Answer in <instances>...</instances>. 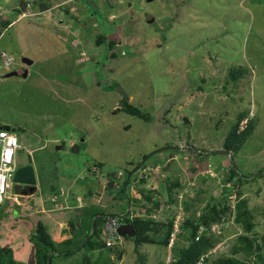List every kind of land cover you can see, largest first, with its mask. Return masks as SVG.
Instances as JSON below:
<instances>
[{"label":"rangeland","instance_id":"374dc122","mask_svg":"<svg viewBox=\"0 0 264 264\" xmlns=\"http://www.w3.org/2000/svg\"><path fill=\"white\" fill-rule=\"evenodd\" d=\"M22 1L27 0H0V21H14L15 7L24 9ZM41 2L52 3L53 12L41 15L35 7V16L23 17L0 41V55L16 60L10 72L22 70L23 59L35 61L27 78L23 71L7 77L0 59V126L18 133L19 164L35 167L38 182L33 199L26 195L21 205L0 207L6 261L37 264L43 242L31 237L42 222L56 246L52 264H174L190 246L194 225L216 206L218 211L226 207L207 234L217 244L198 264L231 259L264 264V176H255L264 168V0ZM242 115L247 117L239 132L250 124L253 131L231 151L232 158L226 145L234 139L228 136ZM168 155L178 159L154 173L157 161ZM94 162L109 171L101 176L111 180L108 191L117 186L113 177L120 172L126 182L141 177L148 183L145 196L152 198L141 202L163 206L157 219L151 217L155 230L145 236L148 242L123 238L120 255L83 248L86 237L74 245L61 243L45 220L49 214L36 205L41 197L51 207L59 186L64 181L69 186L85 173V164ZM232 167L241 176L228 182ZM80 177V184L97 191L99 176ZM125 195L112 194L123 200ZM126 204L114 210L125 212ZM150 211L144 214L148 218ZM240 214H247L242 225L236 221ZM204 233L200 227L197 237ZM67 247L80 251L64 257L60 253Z\"/></svg>","mask_w":264,"mask_h":264},{"label":"crops","instance_id":"0c3cea01","mask_svg":"<svg viewBox=\"0 0 264 264\" xmlns=\"http://www.w3.org/2000/svg\"><path fill=\"white\" fill-rule=\"evenodd\" d=\"M32 1L33 0L22 1L21 4H23V6H26L24 4L25 2H32ZM48 7L52 8V3ZM20 8H22L21 5H18L17 7H15L17 17L15 18L14 21H8V20L0 21V28L2 29L0 31V41L6 37L9 30L15 32L16 31L15 29L17 28L19 21L25 19V18H23L25 13L24 14H22V13L27 12V11L25 10V8L21 11ZM0 13H3V9H2L1 4H0ZM24 52L25 51H23V53ZM72 57L75 61H78L76 59L77 56L75 54L72 55ZM26 60H28V59H26ZM31 62H33L32 65H30V66L25 65V67H24L25 71H27V76L25 78H27L29 76L28 71L35 64V61H33V59L31 60ZM82 88L83 87H79V90L81 91V93H82ZM82 142L85 143L84 140H82ZM71 145H73V144H71ZM70 150H71V148H70ZM190 156H193V155H190ZM176 158L178 159V157L176 155L175 156L168 155V159L164 160L163 163H161V160L157 161V165L155 167H153L152 171L154 173H159L160 170H161V172H163V170L166 168L163 166V164L167 163V165H168L170 159H176ZM131 168L134 169V166L131 165ZM168 168H169V166H168ZM91 169H93V172H91ZM83 170L85 171V173L80 174V175H82V178H85V176H90V177L99 176L101 178L100 182H98L100 188L98 187L96 189L98 191L97 194H96L97 191H91V190L89 191L88 188H86L84 185H82L78 182L77 178L80 177V175H79V176H77L75 181H69V184H70L69 186H67V184L64 181V183H62V185L59 186V189H57V192L54 195V196H61L59 199V202L63 204L64 208L62 211L55 210L54 204H52L51 202H50L51 207H48L45 200H41V197L36 198V199H38L36 201L37 202L36 205L41 206L42 213L49 214L48 218L50 220V227H51V229L53 228L52 233L60 234V236H61L60 242L61 243L64 241V242H66L65 245H69V244L74 245V244L78 243L80 239H82L83 237H86L84 244H82V247L83 248L88 247V246H85V243L87 240V235L89 237L91 235V233L94 231V229L96 228L95 227L96 226V218H97V217H95L96 211H97L98 216L99 215H108V214L111 215L112 214V215H129V217H141V216L147 217V215H144V214H146V209L148 208V210L149 209L151 210L148 213L149 218L147 217L150 221H153V218H151V217H156V219H157V213L158 214H160V212L162 213V210H163L162 207L163 206L162 207L160 206V210L158 212L157 208H155V206H154V203H145L146 201L141 202V199H142L141 189L144 190L145 186H147V184H148V183H143V180L139 183L137 182V179H135L133 182L127 180V184L124 185L123 191H125L126 195H125V200H123V199H117L116 197L112 196V194L114 192H116L117 194H120L123 192L122 190H119L122 183H126V181L122 177H119V175L113 177V182L115 183V185L117 184V186L111 187V189H110V191L112 192L111 193L110 191H108V189L110 188V185H111V182H110L111 180H110L109 176L107 178L101 177V176H103V173L107 174L109 171H107V173H105L102 169L101 164H98L95 162L92 164L88 163L87 165L85 164V167ZM139 170L141 171V169H138L137 172ZM146 171L147 170L145 169L144 172H146ZM35 172H36V170H35ZM88 172H89V175H87ZM133 174H136V173L134 172ZM36 176H37V174H36ZM95 178H97V177H95ZM86 181L88 183H90L88 180H86ZM150 182H151V180H150ZM153 182L155 183V180H153ZM129 188H130V191H129ZM37 192H38V188L36 187L35 193L32 195H29L28 197L33 199V197L37 194ZM29 198H28V200H29ZM47 200H48V198H47ZM142 201H144V199H142ZM124 203L125 204L127 203L126 206L128 205L127 206L128 210H126L125 212H120L119 210H114L116 207L122 206ZM94 208L96 209V211L93 214L92 210ZM109 209H110V211H107ZM154 221L159 222L160 220L156 221L154 219ZM56 224L59 225L58 228H55ZM64 229H67V230L64 231ZM56 236L57 235H54V237H56ZM127 240H129V238H125V242H127ZM131 241H132V243H134L133 241H135V240L130 239V241H128V242H131ZM66 249H70V248L67 247ZM72 251H74V250H72ZM24 254L25 253L23 252L21 255L22 259L25 258Z\"/></svg>","mask_w":264,"mask_h":264},{"label":"trees","instance_id":"16d2710c","mask_svg":"<svg viewBox=\"0 0 264 264\" xmlns=\"http://www.w3.org/2000/svg\"><path fill=\"white\" fill-rule=\"evenodd\" d=\"M105 35L101 36V42H102V40H106ZM107 42L108 41L106 40V43ZM122 95H123V100H126L127 99L126 93H123ZM124 108L126 109L127 112H132L131 111L132 109L128 108L126 106V102H125ZM134 115L139 117V118H142V117L145 118L143 114H140L138 112H135ZM242 117L243 118H241L240 121L238 122V124L235 127H233L232 131L230 132V135L228 136L230 141H231V139H234L230 145H228V146L226 145V149L230 153L234 149L235 150L240 149L246 143L247 139L250 137V135L253 131V126H252V124H250V125L246 126V128L243 131L239 132L240 124L247 117V115H245V117H244V115H242ZM0 128H6V129L10 128L11 129V127L9 125H2V126H0ZM192 153H194V152H192ZM197 156H199V155H197ZM231 157L234 158V155H232V153H231ZM138 165H141V163H139ZM143 167L141 170H143ZM236 176H241V174L239 173V171L236 168L232 167L230 170V176H229L227 181L228 182L232 181ZM255 176H256V178L257 177H263L264 176V168H262L259 171V173ZM242 177L246 180H248V178H249L246 176H242ZM136 179H137L138 183L142 181L141 178H136ZM125 184H127V182ZM175 186H177V185H175ZM17 191L20 192L19 188H17ZM141 195H142V197H144V199L152 202V198H150L149 196H145V190L141 189ZM10 205H12V204H10ZM154 206H155V208L159 209L160 204L158 202H156V203H154ZM225 211H226V207H224V210H220V211L217 210L216 206L211 207L212 215L203 216L200 219L199 224L194 225L195 226L194 231H193L194 237L191 240L190 246L182 252L181 256L176 261H174V264H198L200 262L201 257L204 254H206L209 249H211L212 247H214L217 244V240H213L212 238H214V237L213 236H207V234H210L213 225L218 224L221 221ZM246 216H247V214H240L236 220L237 223L242 225L243 219L246 218ZM95 217H97L96 218V226H95L96 228L91 233V235L87 238L86 243H85V246H88L89 248H91L90 250H92V251L97 249V250H107L105 253L116 252V253H119V255L122 253V251H121L122 248L120 246H116L113 248H109V247L107 248L106 247V243H105L104 237H103V229H104V225H105V223L109 217H115V218L119 219V222L122 224L123 223L132 224L134 226L136 235L134 238H129V239H134L138 244H142L143 242L146 243V241L148 240L145 238L147 233L155 230V228L152 226V222L147 217L142 218L143 216L131 218V217H129V215H112V214L109 215L108 214V215H99L98 216V214H96ZM45 220L50 222L49 218H46ZM244 225H245L247 230L251 229V226L249 224H247L246 221L244 222ZM200 227H204L206 229V233H204V235H201L200 237H197V231L200 229ZM44 228H45V225L42 222H40L37 226V233H34L33 237H31V238H32V240H37V241L43 242L42 247L38 248L36 251V255L39 258L37 260V264H52L51 261L53 259V255L55 254L54 252L56 251V249H55L56 246H55L53 241H51L50 239H47L48 236H46ZM154 232L157 234L159 233V231H154ZM3 251H4V249H3V246L1 245V242H0V264H18L17 262H15L17 260H14L13 258L7 262L6 258L4 257ZM79 251L80 250H74V251L70 250L69 251V249H65L60 254L63 255L64 257H69V256H74ZM246 252L251 253V246H249V248L246 250ZM105 253L102 252V254H100V257H102V258L106 257ZM222 262L223 261H220V262H218V263L216 262L214 264H223ZM96 264H98V263H96ZM224 264H241V263L236 261V260L231 259V260H228V262H226Z\"/></svg>","mask_w":264,"mask_h":264},{"label":"built area","instance_id":"2783aa9c","mask_svg":"<svg viewBox=\"0 0 264 264\" xmlns=\"http://www.w3.org/2000/svg\"><path fill=\"white\" fill-rule=\"evenodd\" d=\"M0 59L4 68L8 70L15 63V58L7 53H1ZM22 149L23 145L17 132L10 128H0V207L7 203L21 205L20 198L26 196L17 191L19 187L14 181L15 174L21 167L18 156ZM120 175H122L121 172ZM60 197L53 196L51 198L55 210L64 208L63 204L59 202ZM119 226V219L115 217L107 219L103 229V237L107 248L122 246L124 240L118 233Z\"/></svg>","mask_w":264,"mask_h":264},{"label":"water","instance_id":"95a60500","mask_svg":"<svg viewBox=\"0 0 264 264\" xmlns=\"http://www.w3.org/2000/svg\"><path fill=\"white\" fill-rule=\"evenodd\" d=\"M24 64L32 65L33 62L31 60L24 59ZM19 75L16 71L11 72L7 75V77H12ZM23 76H27V71H23ZM228 155L231 156V153L228 152ZM15 183H17L18 187H24L20 192L24 195H32L35 193L37 187V176L35 172V168L32 165H24L21 166L14 178ZM20 189V188H19ZM118 233L124 238H134L136 235L134 226L132 224H121L118 228Z\"/></svg>","mask_w":264,"mask_h":264},{"label":"clouds","instance_id":"9594fccd","mask_svg":"<svg viewBox=\"0 0 264 264\" xmlns=\"http://www.w3.org/2000/svg\"><path fill=\"white\" fill-rule=\"evenodd\" d=\"M34 1V0H33ZM32 1V2H33ZM26 6H24V8H25V10L27 11V12H23L22 14H24V16L23 17H25V16H27L28 14H30L31 16H35V11H34V9H35V7H37L38 8V11H39V13L41 14V15H44V13L45 12H53V10H51L52 8H49L48 6V4L46 3V2H44V3H40V0L39 1H37V2H35L34 4H32L31 2H25L24 3ZM42 9H45L44 10V12L42 11ZM21 14V15H22ZM24 60V59H23ZM15 63H16V60H15ZM14 63V64H15ZM3 65V64H2ZM26 65V64H25ZM4 67V66H3ZM6 69V68H5ZM23 69H25V68H23ZM22 69V71H25V70H23ZM11 71V70H10ZM9 70H8V72L9 73H11ZM12 72H14V70L12 71ZM16 72H18V74L19 75H21L20 74V70H18V71H16ZM122 173V172H121ZM120 174V173H119ZM124 175V174H123ZM121 176V175H120ZM131 218H134V217H131ZM122 223H120V225H121ZM123 224H125V223H123ZM120 227V226H119ZM120 235V234H119ZM121 236V235H120ZM123 237V236H122ZM124 238V237H123ZM128 238V237H127ZM125 239V238H124Z\"/></svg>","mask_w":264,"mask_h":264},{"label":"flooded vegetation","instance_id":"af4514ba","mask_svg":"<svg viewBox=\"0 0 264 264\" xmlns=\"http://www.w3.org/2000/svg\"><path fill=\"white\" fill-rule=\"evenodd\" d=\"M23 70H25V69H23ZM20 71H22V70H20ZM21 74V73H20Z\"/></svg>","mask_w":264,"mask_h":264}]
</instances>
